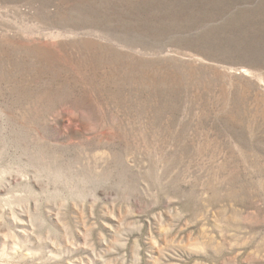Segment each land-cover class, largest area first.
<instances>
[{"label": "rangeland", "instance_id": "obj_1", "mask_svg": "<svg viewBox=\"0 0 264 264\" xmlns=\"http://www.w3.org/2000/svg\"><path fill=\"white\" fill-rule=\"evenodd\" d=\"M0 264H264V0H0Z\"/></svg>", "mask_w": 264, "mask_h": 264}]
</instances>
